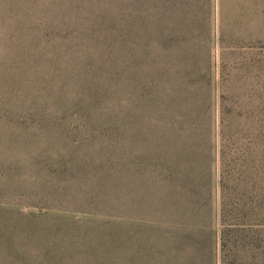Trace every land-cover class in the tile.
Here are the masks:
<instances>
[{
	"label": "rangeland",
	"instance_id": "1",
	"mask_svg": "<svg viewBox=\"0 0 264 264\" xmlns=\"http://www.w3.org/2000/svg\"><path fill=\"white\" fill-rule=\"evenodd\" d=\"M263 114L264 0H0V264H204Z\"/></svg>",
	"mask_w": 264,
	"mask_h": 264
},
{
	"label": "trees",
	"instance_id": "2",
	"mask_svg": "<svg viewBox=\"0 0 264 264\" xmlns=\"http://www.w3.org/2000/svg\"><path fill=\"white\" fill-rule=\"evenodd\" d=\"M264 117V114H263ZM261 128H258L260 130ZM263 133L258 139L264 138V129H261ZM257 141V138L254 137ZM258 143V141H257ZM259 165H254L255 168L261 167L264 168V158L258 159ZM224 167L226 169L233 170L231 175H228L231 180H233L234 185H244L248 189L249 185L246 181V176L242 173V169H248L242 167L245 162H232L230 159L223 158ZM237 167V168H236ZM236 168V169H234ZM225 174H229L225 173ZM227 178H224L226 180ZM264 184V177H263ZM222 186V185H221ZM225 187L222 186V189ZM264 188V187H263ZM225 205H231L229 200L226 199ZM263 200L259 203L257 201L252 203V208L255 210H261L262 212ZM250 210V209H249ZM262 224H258V227L261 229L256 230V225H246L245 228H235V226H228V230L222 234L219 240L213 241L209 238V241L205 245V263L204 264H264V223L263 215L261 218ZM238 230V231H235ZM209 237L212 234H208ZM226 235V236H225ZM240 238V246L237 245V242H232L230 238ZM215 239V237L213 236ZM228 238V241L225 239ZM216 243V244H215ZM204 258V257H203Z\"/></svg>",
	"mask_w": 264,
	"mask_h": 264
}]
</instances>
